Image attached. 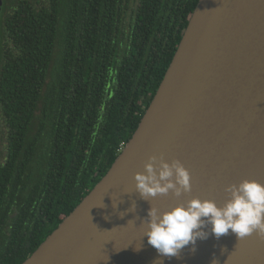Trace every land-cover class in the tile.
Returning <instances> with one entry per match:
<instances>
[{
	"label": "trees",
	"instance_id": "16d2710c",
	"mask_svg": "<svg viewBox=\"0 0 264 264\" xmlns=\"http://www.w3.org/2000/svg\"><path fill=\"white\" fill-rule=\"evenodd\" d=\"M129 1L3 0L0 264H22L106 175L198 2Z\"/></svg>",
	"mask_w": 264,
	"mask_h": 264
},
{
	"label": "water",
	"instance_id": "95a60500",
	"mask_svg": "<svg viewBox=\"0 0 264 264\" xmlns=\"http://www.w3.org/2000/svg\"><path fill=\"white\" fill-rule=\"evenodd\" d=\"M153 156L179 160L191 190L141 198L134 176ZM245 179L264 184V0H198L131 139L22 264H264L255 232L217 239L209 226L194 251L190 244L170 258L145 236L151 206L165 211L196 197L223 206L226 189Z\"/></svg>",
	"mask_w": 264,
	"mask_h": 264
},
{
	"label": "clouds",
	"instance_id": "9594fccd",
	"mask_svg": "<svg viewBox=\"0 0 264 264\" xmlns=\"http://www.w3.org/2000/svg\"><path fill=\"white\" fill-rule=\"evenodd\" d=\"M155 161L156 157H150L144 165L146 174L138 172L134 176L141 198L148 200L149 197L167 195L170 190L179 197L182 192L191 190L189 172L179 160H173L171 164L163 160L157 164ZM226 191L230 198L223 206L198 197L165 211L151 206L143 221H146L147 243L160 257L170 258L190 244L194 251L197 239H207L210 233L217 239L228 234L229 230L237 240L254 232L264 237V184L245 179L238 185L229 186ZM130 210H135L134 203Z\"/></svg>",
	"mask_w": 264,
	"mask_h": 264
},
{
	"label": "rangeland",
	"instance_id": "374dc122",
	"mask_svg": "<svg viewBox=\"0 0 264 264\" xmlns=\"http://www.w3.org/2000/svg\"><path fill=\"white\" fill-rule=\"evenodd\" d=\"M15 1H18V0H4V3H6L7 6H9L12 2H15ZM30 1H37V0H30ZM129 4H130V7L132 8V11H133L136 7V3L131 0V1H129ZM5 145H6L5 137L2 136V134L0 133V149H2Z\"/></svg>",
	"mask_w": 264,
	"mask_h": 264
},
{
	"label": "built area",
	"instance_id": "2783aa9c",
	"mask_svg": "<svg viewBox=\"0 0 264 264\" xmlns=\"http://www.w3.org/2000/svg\"><path fill=\"white\" fill-rule=\"evenodd\" d=\"M123 148H124V146H122V147L119 149V152H121Z\"/></svg>",
	"mask_w": 264,
	"mask_h": 264
}]
</instances>
